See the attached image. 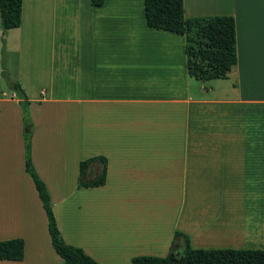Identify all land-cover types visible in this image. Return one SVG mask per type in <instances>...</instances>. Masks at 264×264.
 Masks as SVG:
<instances>
[{"label": "crops", "instance_id": "1", "mask_svg": "<svg viewBox=\"0 0 264 264\" xmlns=\"http://www.w3.org/2000/svg\"><path fill=\"white\" fill-rule=\"evenodd\" d=\"M182 5L184 19L233 17L237 63L226 79L190 77L184 37L148 28L144 0H22L20 27L7 32H17L22 54L36 26L53 39L50 65L33 73L23 65L17 75L33 124L31 160L63 240L98 264L179 257L184 237L193 249L264 250V0ZM22 134L19 100L0 92V242H24L22 261L0 264H65L25 172ZM100 157L104 185L78 189L79 164L96 159L89 182L102 172ZM160 199L178 201L161 221L152 209ZM111 200L120 216L154 222L79 224L86 208L109 216ZM116 250L120 259L101 258Z\"/></svg>", "mask_w": 264, "mask_h": 264}, {"label": "trees", "instance_id": "2", "mask_svg": "<svg viewBox=\"0 0 264 264\" xmlns=\"http://www.w3.org/2000/svg\"><path fill=\"white\" fill-rule=\"evenodd\" d=\"M105 0H91L93 7H101ZM22 0H0V26L2 36L21 24ZM144 19L148 28L182 35L185 41L186 71L198 81L226 79L237 63L235 21L231 16L183 17L182 0H144ZM23 112L24 168L31 178L47 217V228L55 253L65 264H98L77 247L63 240L54 217L50 194L36 173L31 160V122L26 95L17 83H11ZM96 159L79 164L77 188L100 187L106 178V160L102 172L95 180L84 181L87 167ZM182 236L175 234V238ZM24 242L22 239L0 242V261H22ZM132 264H264V250L193 249L184 237V250L179 257L143 256L133 258Z\"/></svg>", "mask_w": 264, "mask_h": 264}, {"label": "rangeland", "instance_id": "3", "mask_svg": "<svg viewBox=\"0 0 264 264\" xmlns=\"http://www.w3.org/2000/svg\"><path fill=\"white\" fill-rule=\"evenodd\" d=\"M208 9V8H207ZM45 27V25L43 26ZM50 25L48 26V28ZM39 28L36 26L35 32L32 34L31 38V47L25 51L24 54L21 53V51L18 52V50L21 48L18 46L17 39L18 34L17 32H10L9 34L6 33L5 36H2L1 33V26H0V92L9 93L12 90L11 83H18L17 75L20 74V69L23 68V65H25V68L27 67L30 69L31 73L33 71H37L41 66V69H45L47 66L50 65V61L48 59V53L52 49L53 39H44V35L39 33ZM47 37L53 38V34L50 33V30H48ZM52 42V43H51ZM51 43V44H50ZM58 47V46H57ZM59 51V50H56ZM22 87V86H21ZM85 125V123H84ZM72 184L67 185L68 189L71 187ZM75 199H78L77 196L74 198H69L67 200V208L72 207L71 205L75 203ZM80 199V198H79ZM56 200V199H54ZM142 202V201H141ZM107 203V200L105 201ZM110 206L109 210L111 212L109 213V216L106 214L104 216H92L88 215V208H86L83 212H81L80 216V225L86 226V225H92L93 222H96V224H110V225H117L118 223H135L137 225H143V224H150L151 223V217H145L146 215L140 216L139 214L136 216L126 217L124 215L119 214L118 211H115V209L119 208V202L115 200L109 201ZM135 203V202H133ZM139 203L136 205V210H139L140 207H144L139 201ZM178 205L177 200H158L153 202L152 209L154 210V207L158 209V217L159 220H162V216L166 213L168 208H171V211H173V207L176 209ZM150 208V205L149 207ZM57 212H62L63 207L56 205ZM66 214V212L64 211ZM130 219V220H129ZM155 217H153V220ZM152 220V221H153ZM147 221V222H146ZM144 222V223H141ZM154 222V221H153ZM123 224V225H124ZM143 248V247H141ZM110 252V251H109ZM142 256H152L149 253H143ZM105 256H101L102 259H120L119 251L116 254H104ZM122 259V258H121Z\"/></svg>", "mask_w": 264, "mask_h": 264}]
</instances>
